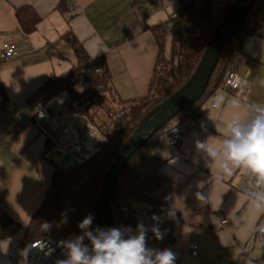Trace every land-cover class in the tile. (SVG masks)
<instances>
[{
	"label": "crops",
	"instance_id": "1",
	"mask_svg": "<svg viewBox=\"0 0 264 264\" xmlns=\"http://www.w3.org/2000/svg\"><path fill=\"white\" fill-rule=\"evenodd\" d=\"M59 1L0 0V47L4 42L15 45L13 57L0 58V89L13 106L0 110V209L21 225L11 238L17 245L44 199L59 159L51 151L43 154L47 137L35 123V112L27 108L43 84L72 67L71 59L51 57L49 45L64 33H73L91 58L103 60L121 99L140 98L147 93L157 54L153 36L141 25L166 22L179 7L178 0H72L62 14ZM23 6L41 19L28 36L14 18L15 10ZM230 66L247 84L236 91H218L215 107L207 101L197 121L179 120L183 139L176 148L162 137L154 151L163 164L146 192L153 206L143 203L142 210L152 219L159 217L153 223L169 228L172 241L162 249L176 254V264H264L258 238L251 249L246 247L262 211L236 189L244 168L229 163L228 175L220 166L222 145L231 138L229 125H247L257 109L264 108V41L247 37ZM198 143L205 147L197 148ZM170 208L175 209L174 218L165 212ZM136 226L128 236L136 234ZM153 238L147 232L146 247L156 250ZM191 241L198 247L195 258L185 253ZM6 242L0 241V264H13L19 248L9 245L6 250Z\"/></svg>",
	"mask_w": 264,
	"mask_h": 264
},
{
	"label": "trees",
	"instance_id": "2",
	"mask_svg": "<svg viewBox=\"0 0 264 264\" xmlns=\"http://www.w3.org/2000/svg\"><path fill=\"white\" fill-rule=\"evenodd\" d=\"M71 1L60 0L57 9L65 14ZM201 2L202 6L198 7L195 0H178L179 7L174 17L171 16L166 22L155 26L141 25L143 31H148L153 36L157 54L147 93L140 98L121 99L113 90L111 77L103 60L91 58L73 33L66 32L49 45L47 53L51 57L73 60L68 72L53 77L51 93H65L69 98L66 109L72 114L85 117L90 126L94 127L99 134L96 142L98 151L71 169L63 170L58 165H53L44 199L24 228L20 247L44 237L75 239L83 234L78 223L86 215H93V205L103 178L115 157L143 118L189 79L211 34L232 0H227L216 15L213 13L212 0ZM14 18L20 32L25 36L34 33L41 21L29 6L16 9ZM263 27L264 0H254L242 26L222 46L219 60L203 96L197 102L185 106L175 119L197 121L204 114V104L218 90L234 55L240 50L243 39ZM63 46L70 52L64 51ZM12 109L6 93L0 89V110ZM162 129L130 155L119 173L110 202L115 227L123 230L136 226L130 214L134 204L145 203L153 206V201L146 192L153 186L163 164L154 155L160 138L164 137ZM52 144L46 138L43 154L49 151ZM62 213L67 214L66 223L63 222ZM44 222L51 225L47 231L41 227ZM90 227L95 229V217ZM20 228L21 226L0 209V241L8 240ZM128 234L125 233V238ZM153 241L156 250H162L165 244L157 238H153ZM83 243L89 246V254H92L91 242L85 237Z\"/></svg>",
	"mask_w": 264,
	"mask_h": 264
},
{
	"label": "clouds",
	"instance_id": "3",
	"mask_svg": "<svg viewBox=\"0 0 264 264\" xmlns=\"http://www.w3.org/2000/svg\"><path fill=\"white\" fill-rule=\"evenodd\" d=\"M98 50L94 53V57ZM231 138L224 141L222 145V156L220 166L228 174L232 169L228 167L231 163L234 167H242L247 172L255 175L260 183H264V108L257 109V115L247 125L234 123L229 125ZM197 148H204L205 145L198 143ZM212 156L217 153L214 149L208 148ZM257 211H264V195H260L252 202ZM169 218L175 217V209L167 211ZM63 222H67V214L62 213ZM154 220L159 217L153 216ZM94 216L86 215L79 223L78 228L82 235L74 240L64 241L67 249V259L60 264H176V254L169 248L154 250L146 247L148 228L143 223L136 226V234L125 238V233H131L130 227L123 230L118 227L103 229L97 227L92 229ZM42 229L47 231L51 225L44 222ZM157 239H163L164 233L159 228L151 229ZM85 237L91 242L89 246L83 243Z\"/></svg>",
	"mask_w": 264,
	"mask_h": 264
},
{
	"label": "built area",
	"instance_id": "4",
	"mask_svg": "<svg viewBox=\"0 0 264 264\" xmlns=\"http://www.w3.org/2000/svg\"><path fill=\"white\" fill-rule=\"evenodd\" d=\"M172 17H174V15ZM250 36L260 37L264 41V27L255 30ZM247 37L243 39L241 45L247 39ZM14 53H15V45L10 44L8 42L2 43L0 47V58H3L5 60L10 59L11 57H13ZM96 72H98V70H96ZM52 81L53 78L39 88L34 98L27 103V108L28 110L35 112L36 125L42 130L45 136L53 142L54 148L52 149V151L61 156V152L59 150L60 142L59 145H57L53 141L54 139L52 138L49 131L52 132L55 131L54 129L55 126L53 125V120H54L53 113L61 112L63 117V113H62L63 110L56 111L54 106H52L53 105L52 103L63 94L60 93L56 95L51 93ZM246 84L247 83L242 80L240 74L236 71V69L233 68L232 66H229L223 76L222 82L218 90L215 91L214 94L209 99V101L212 102L211 106L215 107L214 101L216 99L218 91L220 90L236 91L237 89H239L240 86H244ZM45 98H49V99L45 101ZM68 100L69 98L65 96V100L60 106L62 108L65 106L66 108V104ZM54 117H59V116H54ZM68 117L73 118L69 115ZM82 117L83 116H80V119H82ZM83 118L86 119L85 117ZM162 131L171 149L176 148L183 139L181 122L178 119L173 118L170 121H168L164 125ZM58 132H59L58 135L60 136L61 133L60 129ZM94 153H92L91 155H93ZM91 155L88 158H90ZM88 158H86L85 161ZM73 159L76 161L75 158ZM82 161L84 162V160ZM82 161H80L79 163H82ZM236 189L241 194L246 196L248 199L253 201L257 199V197H259L260 195H264V183H260L255 175L251 174L250 172H247L245 169L241 171V173L238 175ZM133 217L135 219L136 225L138 223H143L145 227L149 229L148 232H152L151 229L153 227L159 228L160 231L164 233L163 239H158L162 242V244H167L172 241L169 228L156 225L155 223H153L152 218L147 213L146 215L140 214L139 216L136 215ZM256 238H258L261 242L262 256L264 261V211H262L261 216L255 225L253 238L249 240L246 244L247 249H251L254 246V241ZM67 240H74V239L73 238L57 239L53 237H44L26 243L19 248L18 256L14 260L13 264H60L61 261L67 259V249L64 247V243H63L64 241ZM197 250H198L197 244L191 241L187 245L185 249V253L189 257L195 258L197 256Z\"/></svg>",
	"mask_w": 264,
	"mask_h": 264
},
{
	"label": "water",
	"instance_id": "5",
	"mask_svg": "<svg viewBox=\"0 0 264 264\" xmlns=\"http://www.w3.org/2000/svg\"><path fill=\"white\" fill-rule=\"evenodd\" d=\"M253 1L232 0L223 18L211 34L202 56L189 79L180 89L153 108L143 118L132 136L117 154L103 178L98 197L93 205L95 228L108 229L115 227L110 202L123 165L133 152L143 146L154 133L163 128L185 106L197 102L203 96L219 60L222 46L230 41L242 26ZM79 164L69 155H61L58 159V165L64 169H71Z\"/></svg>",
	"mask_w": 264,
	"mask_h": 264
},
{
	"label": "bare ground",
	"instance_id": "6",
	"mask_svg": "<svg viewBox=\"0 0 264 264\" xmlns=\"http://www.w3.org/2000/svg\"><path fill=\"white\" fill-rule=\"evenodd\" d=\"M64 100L65 96L61 95L52 103L56 111H62L60 105ZM62 113L63 117H55L53 120L61 131L59 136L61 155L72 156L78 162L85 160L96 150L94 132L86 131L88 127L84 129L80 118H69L64 111ZM92 130L95 131V129Z\"/></svg>",
	"mask_w": 264,
	"mask_h": 264
},
{
	"label": "rangeland",
	"instance_id": "7",
	"mask_svg": "<svg viewBox=\"0 0 264 264\" xmlns=\"http://www.w3.org/2000/svg\"><path fill=\"white\" fill-rule=\"evenodd\" d=\"M196 1V3H197V5H198V7H201L202 6V2H201V0H195ZM213 1V13L216 15L217 13H218V11L221 9V7L227 2V0H212ZM194 39H196V38H194ZM57 95V94H56ZM47 99H49V98H45V101H47ZM62 108V107H61ZM62 110L65 112V113H67L69 116H71V117H73V118H80V115H77V114H72V113H70V112H68V110L65 108V106L62 108ZM54 116H59V117H62V114H61V112H59V113H53V118H55ZM84 118L82 117V119H81V123H82V126L84 127V129L86 128V127H88V128H90V129H88V128H86L85 130L86 131H93L94 132V139H95V144H96V142H97V140L99 139V134H98V132H97V134H96V132L94 131V130H92V129H94V127L92 128L91 126H90V124L88 123V121L86 120V119H84ZM53 125L55 126L54 127V129H55V131H49V133L51 134V136H52V138L54 139L53 141L57 144V145H59V140H58V138H59V135H58V131H59V129H58V126L53 122ZM80 126V125H79ZM80 134H79V136H81V132H79ZM97 135V136H96ZM96 137V138H95ZM54 148V146H53V144H52V146L50 147V149H49V151H51L52 153H54L53 151H52V149ZM55 155H56V157L57 158H59V154H56V153H54ZM59 166V165H58ZM60 167V166H59ZM60 168H62L63 170H64V168L63 167H60ZM65 170H67V169H65ZM142 204L143 203H137V204H134L133 206H132V209H131V211H130V214H131V216L133 217V216H139L140 214H143V215H146V213L145 212H143V210H142ZM161 206V205H160ZM134 207H136L135 208V210L133 209ZM152 210H153V208H152ZM165 212H167V210L165 209ZM150 214V213H149ZM134 218V217H133ZM153 220V219H152ZM134 221H135V219H134ZM18 224V223H17ZM19 226H21L20 224H18ZM135 225H136V223H135ZM21 229V228H20ZM20 229L18 230V232L17 233H19L20 232ZM16 233V234H17ZM15 234V235H16ZM15 235H13V236H15ZM12 236V237H13ZM11 237V238H12ZM11 238H9V239H11ZM6 240L7 242L5 243L6 244V246H5V248H6V250H8V247H9V245H13V246H15V248L18 246V248H20V242H19V244L17 245V241H14V240ZM7 252V251H6Z\"/></svg>",
	"mask_w": 264,
	"mask_h": 264
}]
</instances>
